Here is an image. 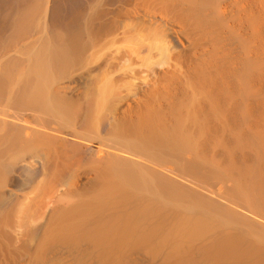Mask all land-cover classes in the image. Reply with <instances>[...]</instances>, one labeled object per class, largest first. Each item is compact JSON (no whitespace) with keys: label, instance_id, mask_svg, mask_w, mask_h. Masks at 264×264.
<instances>
[{"label":"bare ground","instance_id":"bare-ground-1","mask_svg":"<svg viewBox=\"0 0 264 264\" xmlns=\"http://www.w3.org/2000/svg\"><path fill=\"white\" fill-rule=\"evenodd\" d=\"M0 264H264V0H0Z\"/></svg>","mask_w":264,"mask_h":264}]
</instances>
